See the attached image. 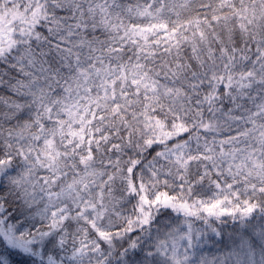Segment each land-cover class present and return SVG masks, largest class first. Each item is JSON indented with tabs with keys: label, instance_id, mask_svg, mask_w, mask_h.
I'll return each mask as SVG.
<instances>
[{
	"label": "snow or ice",
	"instance_id": "6c2138e0",
	"mask_svg": "<svg viewBox=\"0 0 264 264\" xmlns=\"http://www.w3.org/2000/svg\"><path fill=\"white\" fill-rule=\"evenodd\" d=\"M0 264H264V0H0Z\"/></svg>",
	"mask_w": 264,
	"mask_h": 264
}]
</instances>
